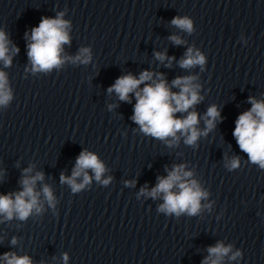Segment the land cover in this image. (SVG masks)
Returning a JSON list of instances; mask_svg holds the SVG:
<instances>
[{
  "label": "water",
  "instance_id": "1",
  "mask_svg": "<svg viewBox=\"0 0 264 264\" xmlns=\"http://www.w3.org/2000/svg\"><path fill=\"white\" fill-rule=\"evenodd\" d=\"M61 13L69 35L63 62L34 71L31 31ZM176 17L190 19L193 30L174 26ZM0 31L11 56L10 65L0 60L11 94L0 104V195L22 191L25 175L43 173L35 185L40 211L25 220L0 215V264L5 253L32 264H202L217 243L232 246L223 264H264V169L232 135L252 107L249 98L264 101V0H0ZM84 48L87 63L75 59ZM189 48L203 65L180 66ZM144 71L153 80L162 74L174 93V79L195 77L201 99L188 111L198 113L202 134L194 144L180 133L175 141L144 133L132 119L135 94L121 101L108 91L119 77ZM213 105L220 117L207 130ZM82 151L105 171L98 181L86 169L89 183L73 191L61 176L72 177ZM179 165L207 193L195 215L161 211L163 194L147 195Z\"/></svg>",
  "mask_w": 264,
  "mask_h": 264
},
{
  "label": "clouds",
  "instance_id": "2",
  "mask_svg": "<svg viewBox=\"0 0 264 264\" xmlns=\"http://www.w3.org/2000/svg\"><path fill=\"white\" fill-rule=\"evenodd\" d=\"M62 16L63 13L55 19L42 18L39 26L32 29L31 43L28 45V57L32 62L34 71H46L63 62L62 46L69 43V35L67 32L68 22L63 20ZM171 23L187 32L193 30L192 21L187 17H176ZM171 39L176 44L182 43L176 36L171 37ZM8 44L6 34L0 31V60L6 66L11 63ZM15 51L18 52L19 49H15ZM156 56L162 61L167 58L163 53H156ZM81 57H83L82 62H88L90 56L87 48L81 49L80 55L75 59L81 60ZM203 64V55L199 52L194 54L191 48L185 53V58L180 61V66L183 68ZM194 79L195 77L192 76L174 79L172 85L180 89L178 93H174L166 80L163 79L162 74L153 80V73L144 71L139 78L131 74L119 77L108 91H114L121 101H129V94H135L136 104L132 119L144 133L161 140L171 137L173 141L179 139L177 133H180L185 136V143L192 145L202 134L196 127L198 113L188 111L201 99L196 91L198 86H194L192 83ZM147 81H152V83H145ZM6 84L5 73L0 71V104H6L11 99ZM141 84H144L143 88H140ZM249 102L252 104L251 109L239 115L232 135L236 138L239 148L247 153L249 160L264 169V101H257L250 97ZM178 112H188V115L184 118H177L175 114ZM219 117L220 112L215 105L208 108L205 115L207 130H211L215 126V121ZM238 166V157H234L228 164V167L233 169ZM86 169H92L98 181L105 171L104 165L95 154L82 151L76 160L72 177L68 178L62 175L61 181L71 185L73 191H78L90 181ZM30 171V168L25 169V173ZM81 174H83V183L77 184L76 178ZM191 175V172L184 170L183 165L174 166L167 177L158 178L159 182L150 192H147V195L155 198L163 194L164 203L160 206L161 211L176 215L185 212L189 215H195L200 210L201 199L205 198L207 193L201 190L195 180L190 182L187 180ZM39 180H43V173H37L35 176L25 175L21 181L22 191L0 195V215L6 219L15 216L20 220H25L33 209L37 212L40 211L38 206L40 193L35 190L36 182ZM108 182V180L103 181L105 184ZM174 189H178V191ZM143 191L145 190L142 189ZM42 192L49 204H52L53 195L50 188L45 185ZM231 251V245L225 246L223 243H217L214 247L208 248L209 255L202 264H223L224 258ZM240 255L241 253L237 251L232 253L229 258L235 260ZM3 259L5 264H32L29 257H17L14 253H5Z\"/></svg>",
  "mask_w": 264,
  "mask_h": 264
}]
</instances>
